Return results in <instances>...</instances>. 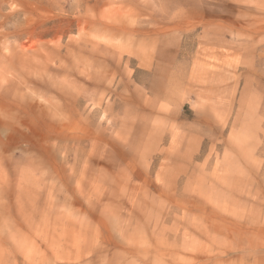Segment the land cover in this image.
<instances>
[{
    "label": "rangeland",
    "instance_id": "1",
    "mask_svg": "<svg viewBox=\"0 0 264 264\" xmlns=\"http://www.w3.org/2000/svg\"><path fill=\"white\" fill-rule=\"evenodd\" d=\"M0 264H264V0H0Z\"/></svg>",
    "mask_w": 264,
    "mask_h": 264
}]
</instances>
